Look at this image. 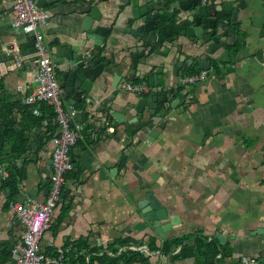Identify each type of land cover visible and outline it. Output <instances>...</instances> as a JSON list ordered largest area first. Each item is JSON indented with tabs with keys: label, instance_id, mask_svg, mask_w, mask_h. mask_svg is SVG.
<instances>
[{
	"label": "crops",
	"instance_id": "0c3cea01",
	"mask_svg": "<svg viewBox=\"0 0 264 264\" xmlns=\"http://www.w3.org/2000/svg\"><path fill=\"white\" fill-rule=\"evenodd\" d=\"M35 1L51 15L43 32L61 84L63 57H59L58 47L79 44L86 33L85 18L94 6L102 13L100 23L112 29L104 48L126 55L128 61L135 57L136 46L124 48V37H128L123 33L126 11L148 0ZM154 1L168 11L165 4L172 0ZM228 1L210 0L205 4L219 7ZM14 2L0 0V112L12 110L15 129L23 118L20 104H27L25 96L38 83L34 39L32 34L14 28ZM246 2L236 28L238 39H233L235 45L231 46L235 60L229 55L221 68L220 60L212 59L216 61L205 80L182 100L183 109L172 106L170 99L154 103L163 91L155 92L152 85L150 93L138 94L125 86L95 83L91 93L77 100L73 92L63 96L66 108L78 110L73 122L81 127V136L71 149L76 175L66 179L52 225L41 242L40 250L46 256L57 255L61 247L70 248L62 264H76L77 253L87 254L94 248V257L105 253L112 256L113 248L123 249L114 244L116 239L132 237L143 245L131 247L149 255L147 261L135 264H204L208 248L201 243L195 244L197 252L192 255L176 243L167 252L162 247L177 237L190 239L187 244L200 239L211 243L214 237L232 249L231 257L222 258L220 254L217 264H233L244 255L260 264L264 257V0ZM140 53L137 73L129 74L130 65L124 76L129 82L148 81L149 73L161 69L163 76L155 81L175 86L174 97L182 88L190 87L191 83L183 81L189 69L192 74L202 70L197 53L187 47L178 52L191 63V67L182 69L183 76L174 73L170 57L157 54L154 48L145 50L148 65H144ZM215 63L221 68L218 73L213 69ZM229 65H233L232 70ZM144 97L148 102L142 110L138 105ZM46 120L32 134L27 152L14 158L18 168L26 171L25 178L17 177L16 195L11 197L9 185L0 186V264H16L14 246L23 232V223L10 200H44L50 189L54 138L60 132L53 122L56 126L51 135ZM36 140L42 144L34 147ZM13 141L0 144V163L10 173ZM102 170L106 174L102 175ZM149 192L161 200L168 218L147 220L140 202ZM176 215L178 222L165 228L163 238L155 226L169 223ZM150 237L156 238L159 249H149ZM81 239L88 243L79 250L75 244ZM95 264H100L97 259Z\"/></svg>",
	"mask_w": 264,
	"mask_h": 264
},
{
	"label": "water",
	"instance_id": "95a60500",
	"mask_svg": "<svg viewBox=\"0 0 264 264\" xmlns=\"http://www.w3.org/2000/svg\"><path fill=\"white\" fill-rule=\"evenodd\" d=\"M165 5L169 9L168 11H165L163 4L148 0L144 3L133 4L131 11H126V26L123 28V33L128 37H124L126 43L124 48L137 47L134 52L135 57L129 61L126 55L104 48L112 29L100 23L102 13L98 6H94L85 18L86 33L85 36L80 37L79 44L74 46L63 44L58 47V55L63 57L60 60L63 64L64 83L61 84L65 89L63 96H68L73 92L74 99L77 100L85 93H91L95 83L104 87L109 85L116 88L126 87L129 83V79L124 76L127 67L131 65L129 74L137 73V65L141 62L139 52L144 58V65H148V60L144 57L148 47L154 48L157 54H161L165 58L170 57L174 73L180 76L184 75L186 65L191 67L190 59L185 58L183 53L178 54L185 47L193 49L197 53V60L200 62L202 70H206L208 74L216 61L211 62L212 59L220 60L221 68L227 63L229 55L232 60H235L236 56L231 55L233 51L231 46L235 45L233 39H238L236 28L240 24L242 10L247 5L246 0H229L219 7H211L203 3L202 0H172L166 2ZM55 57L56 55H54ZM226 58L227 60H225ZM183 68L184 70H182ZM228 68L232 70L233 65H229ZM187 73H191L190 69ZM159 75L163 76L161 69L149 73L147 76L155 92L163 91L161 96L154 98V103L157 100L167 103L170 99L172 106L180 105L182 109L184 108V105L181 104L182 100L203 82L191 83L190 87L180 90L178 97H174L176 87L164 83L163 80L155 81ZM109 79L111 80L109 81ZM165 79L169 81V77L168 79L165 77ZM156 85H163L164 88L158 89ZM147 102L148 98L144 97L140 99L138 106H142V110H144ZM153 105V103L150 104V106ZM152 119L157 121L156 116ZM61 129L59 126L57 132H61ZM45 140L47 141V139ZM37 144H42L41 140H36L33 146L36 147ZM101 173L102 175L106 174L104 170ZM140 205L150 222L169 217L161 200L152 192L147 194ZM178 220L179 217L176 215L170 219L169 223L158 224L155 228L163 238H166L165 228L171 227ZM219 238L223 239V236L220 235ZM260 264H264V257L260 259Z\"/></svg>",
	"mask_w": 264,
	"mask_h": 264
},
{
	"label": "built area",
	"instance_id": "2783aa9c",
	"mask_svg": "<svg viewBox=\"0 0 264 264\" xmlns=\"http://www.w3.org/2000/svg\"><path fill=\"white\" fill-rule=\"evenodd\" d=\"M202 1L207 3L210 0ZM13 8V26L18 32L32 34L37 62L38 84L25 96L24 101L33 106V111L37 115L41 114V103H52L56 111L53 122L62 128L54 138L53 170L46 198L44 200L38 198H29L25 201L15 198L10 200L11 207L23 223L22 236L14 246V256L16 264H62L65 252L70 248L61 247L57 255L48 257L40 250V247L44 233L51 227L53 214L62 199L67 173L74 168L71 149L81 136V127L73 122V116L78 110L66 108L63 101L65 89L58 80L56 63L43 32V26L51 17L49 10L39 7L35 0H15ZM17 63L21 66L22 58L19 57ZM206 77L207 71L201 70L195 74L190 73L183 81L194 83L203 81ZM126 88L138 94L150 93L152 89L146 80L129 82ZM47 122L46 120L45 123ZM10 174V169L0 163V186L10 177ZM256 262V258L244 255L233 264H256Z\"/></svg>",
	"mask_w": 264,
	"mask_h": 264
},
{
	"label": "trees",
	"instance_id": "16d2710c",
	"mask_svg": "<svg viewBox=\"0 0 264 264\" xmlns=\"http://www.w3.org/2000/svg\"><path fill=\"white\" fill-rule=\"evenodd\" d=\"M213 69L217 73L221 70L217 63H215ZM40 108L41 114L35 115L32 112L29 104H20V109L23 111V118L22 122L19 123L18 128L15 129L14 126L16 123V118L12 116V110L0 112V144L2 145L4 141H9L10 139L14 138L10 149V155L12 156L10 157L11 174L10 177L4 183H2V185L7 184L11 187V197H14L17 193L19 179L26 177L25 169H19L14 160L16 155L20 156L21 154L27 152L28 144L32 139V134H35L38 127H42L44 125V120L48 119V126L46 127L49 129V133L51 132V135L54 133L53 129L56 125L53 124V118L56 116V111L53 104L50 102H43L40 104ZM51 135H49L50 139L52 138ZM0 153H2L1 150ZM74 175H76L74 170H71L67 173V178L73 177ZM18 176L20 177L19 179L17 178ZM188 240L190 239L187 237H177L172 241V243L165 242L162 250L167 252L170 250L171 245L176 243L183 246V252L187 253V255H192L196 254L197 252L195 251V244L201 243L200 246L203 245L208 248V253H206L207 257H205L206 261L204 264H217L216 261L220 254L222 258L231 257L232 255V249L229 248L228 245H222L217 238L211 237V243H205L200 239L196 242L194 240L192 243L187 244ZM87 243L88 242L86 239H81L75 244V246L79 250H82V244L87 245ZM138 243L143 245V241H136L132 237H120L115 240L114 244L120 245L123 248L122 250L111 248L113 251L112 256L105 253L102 256L94 257L92 256L93 251H95L93 248L90 249L87 254L85 252L83 254L77 253L76 264H95L96 259L100 264H135L136 262H145L149 259V255H145L143 249H134L131 247L133 245H137ZM147 243L150 250L159 249L156 244L155 237H150Z\"/></svg>",
	"mask_w": 264,
	"mask_h": 264
}]
</instances>
